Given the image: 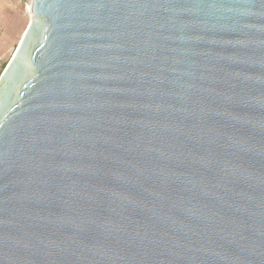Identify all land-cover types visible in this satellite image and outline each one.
Segmentation results:
<instances>
[{
	"label": "water",
	"instance_id": "95a60500",
	"mask_svg": "<svg viewBox=\"0 0 264 264\" xmlns=\"http://www.w3.org/2000/svg\"><path fill=\"white\" fill-rule=\"evenodd\" d=\"M29 5L0 264H264V0Z\"/></svg>",
	"mask_w": 264,
	"mask_h": 264
},
{
	"label": "rangeland",
	"instance_id": "374dc122",
	"mask_svg": "<svg viewBox=\"0 0 264 264\" xmlns=\"http://www.w3.org/2000/svg\"><path fill=\"white\" fill-rule=\"evenodd\" d=\"M31 0H0V73L13 55L27 27Z\"/></svg>",
	"mask_w": 264,
	"mask_h": 264
},
{
	"label": "bare ground",
	"instance_id": "6f19581e",
	"mask_svg": "<svg viewBox=\"0 0 264 264\" xmlns=\"http://www.w3.org/2000/svg\"><path fill=\"white\" fill-rule=\"evenodd\" d=\"M27 11H28V14L30 16V5H28Z\"/></svg>",
	"mask_w": 264,
	"mask_h": 264
},
{
	"label": "trees",
	"instance_id": "16d2710c",
	"mask_svg": "<svg viewBox=\"0 0 264 264\" xmlns=\"http://www.w3.org/2000/svg\"><path fill=\"white\" fill-rule=\"evenodd\" d=\"M5 66H6V65H5ZM4 68H5V67H4ZM4 68H3V69H4ZM2 71H3V70H2ZM0 74H1V73H0Z\"/></svg>",
	"mask_w": 264,
	"mask_h": 264
},
{
	"label": "crops",
	"instance_id": "0c3cea01",
	"mask_svg": "<svg viewBox=\"0 0 264 264\" xmlns=\"http://www.w3.org/2000/svg\"><path fill=\"white\" fill-rule=\"evenodd\" d=\"M19 43V42H18Z\"/></svg>",
	"mask_w": 264,
	"mask_h": 264
}]
</instances>
